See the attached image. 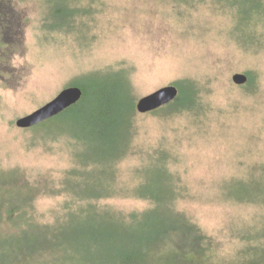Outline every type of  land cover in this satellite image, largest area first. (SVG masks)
<instances>
[{"label": "rangeland", "instance_id": "rangeland-1", "mask_svg": "<svg viewBox=\"0 0 264 264\" xmlns=\"http://www.w3.org/2000/svg\"><path fill=\"white\" fill-rule=\"evenodd\" d=\"M0 1V13L13 17L0 21L1 212L34 213L42 222L51 213L96 212L81 196L83 183L79 194L66 187L65 172L87 157L74 138H45L14 121L101 71L129 82L134 106L183 82L194 86L198 102L195 111L134 108L114 191L96 200L98 208L146 207L135 190L153 176L157 150L158 175L170 178L177 208L218 245L222 259L240 246L235 230L264 225V194L257 196L264 185V46L251 43L256 33L264 40L262 0L250 13L239 7L251 0ZM235 73H250L253 82L237 84ZM236 187L256 199L229 198ZM25 253L23 264H57Z\"/></svg>", "mask_w": 264, "mask_h": 264}, {"label": "trees", "instance_id": "trees-1", "mask_svg": "<svg viewBox=\"0 0 264 264\" xmlns=\"http://www.w3.org/2000/svg\"><path fill=\"white\" fill-rule=\"evenodd\" d=\"M251 1L253 4H241L239 8H249L247 13L262 9L256 0ZM261 4L264 7V0ZM8 6L4 7H13ZM5 11L0 13V21L13 18ZM241 13L245 15V10ZM260 36L256 33L251 43L264 46ZM246 82H253L250 73ZM74 84L81 88V98L29 129L50 135L45 138L72 137L75 148L83 149L78 152L87 157L79 159L80 169L70 167L65 172L70 179L66 187L79 194L76 187L83 183L81 196L96 212L51 213L50 220L42 222L34 213L1 212V209L0 264H23L26 261L18 258L24 252L36 256L34 260L46 257L57 264H264V225L256 224L235 230L240 246L231 257L222 259L218 245L177 208L170 178L158 175L163 166L157 150L150 156L154 164L149 175L153 176L147 177L135 190L136 196L147 202L146 207L129 212L98 208L96 200L114 191L115 166L130 140L134 99L129 82L122 83L101 71H91ZM175 85L177 96L152 113L196 110L194 86L184 82ZM90 182L94 184L90 186ZM248 193L246 187H236L229 198L254 201L256 196L250 197ZM259 194H264V185L260 186Z\"/></svg>", "mask_w": 264, "mask_h": 264}, {"label": "water", "instance_id": "water-1", "mask_svg": "<svg viewBox=\"0 0 264 264\" xmlns=\"http://www.w3.org/2000/svg\"><path fill=\"white\" fill-rule=\"evenodd\" d=\"M232 80L237 84L244 83L246 81V76L244 74L235 73L232 75ZM177 94L178 90L175 86H163L140 97L135 104V108L139 113H147L171 102ZM81 96L82 90L80 87L76 85L64 87L51 100L39 106L31 113L18 117L14 121L15 126L19 128H30L35 126L76 103Z\"/></svg>", "mask_w": 264, "mask_h": 264}]
</instances>
